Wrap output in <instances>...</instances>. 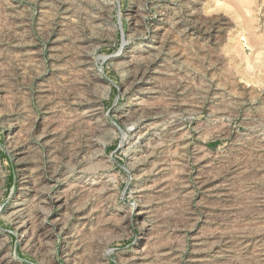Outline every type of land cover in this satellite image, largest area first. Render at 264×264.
<instances>
[{"label": "rangeland", "instance_id": "obj_1", "mask_svg": "<svg viewBox=\"0 0 264 264\" xmlns=\"http://www.w3.org/2000/svg\"><path fill=\"white\" fill-rule=\"evenodd\" d=\"M0 264H264V0H0Z\"/></svg>", "mask_w": 264, "mask_h": 264}, {"label": "bare ground", "instance_id": "obj_2", "mask_svg": "<svg viewBox=\"0 0 264 264\" xmlns=\"http://www.w3.org/2000/svg\"><path fill=\"white\" fill-rule=\"evenodd\" d=\"M162 62V61H161Z\"/></svg>", "mask_w": 264, "mask_h": 264}]
</instances>
